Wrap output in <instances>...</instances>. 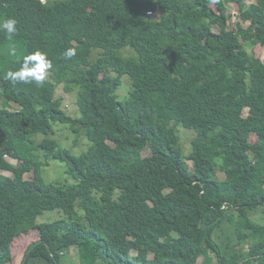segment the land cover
<instances>
[{
	"label": "trees",
	"instance_id": "16d2710c",
	"mask_svg": "<svg viewBox=\"0 0 264 264\" xmlns=\"http://www.w3.org/2000/svg\"><path fill=\"white\" fill-rule=\"evenodd\" d=\"M8 18L17 32L0 31V123L11 137V147L0 138V171L11 172L0 173V264L34 228L18 264H73L74 253L78 264H264V220L252 214L264 209V61L242 44L264 45V0H0ZM36 51L52 62L43 83L5 79ZM59 85L76 90V118ZM59 123L82 129L85 151L59 145ZM178 125L194 134L188 154ZM12 150L29 175L6 160ZM39 150L72 180L45 181ZM45 211L59 217L39 221Z\"/></svg>",
	"mask_w": 264,
	"mask_h": 264
},
{
	"label": "rangeland",
	"instance_id": "374dc122",
	"mask_svg": "<svg viewBox=\"0 0 264 264\" xmlns=\"http://www.w3.org/2000/svg\"><path fill=\"white\" fill-rule=\"evenodd\" d=\"M248 1H254V0H248ZM227 9L230 13L231 20L234 24L238 22V18L236 17V12L233 9L231 5L227 6ZM245 26H248V23L244 24ZM243 46L249 51L250 54H253L257 57H260L264 61V45L254 43L251 40L243 41ZM127 52V50H126ZM99 52L97 50H94V52L91 55V59H94L95 56H97ZM88 72H93L92 67H87ZM131 81L130 78L127 75H123L121 77V85L117 89V95L119 99L124 98V96L127 94V91L130 87ZM76 90H73L72 92H65L63 90L62 85H59L56 89V97H60L62 108L65 109L66 113L72 117L76 118L80 115L78 111V107L76 105ZM10 102L8 104V109L13 110L17 106ZM244 115H247V109H244ZM178 135L180 139V144L183 149L184 154H188L191 150V139L193 137V132L191 130H188L184 128L182 125L177 126ZM51 136L57 140L59 145L68 148L72 153L74 154H80L88 146V139L86 138L85 134L82 132V129H78L74 131L70 125L67 124H55L54 126V132L51 134ZM0 138L4 140V142L11 147V137H10V128L2 123H0ZM254 135L249 136V140L253 142L255 140ZM40 138L36 137V140L38 141ZM13 156L6 155V160L11 163L12 166L19 170L24 171V165L20 159V156L14 151ZM38 156L41 158V160L44 162L43 167V177L45 181L47 182H57V181H66L70 178V176L65 172V164L63 162H60L52 157L51 154H48L47 152H44L43 150H39L37 152ZM10 174L11 172L8 170H2L0 173ZM25 175H29L27 172H25ZM70 180H72L70 178ZM256 215V216H255ZM253 215L255 220H259V218H264V210H258L256 214ZM59 215L56 211H45L43 212L39 217V221H52L56 218H58ZM39 234V231L34 228L27 232H23L16 236L11 244L12 250L15 252V256L10 260L9 262H4V264H18L19 260L21 258V255L23 253V249L27 245L28 242H30L33 238H35ZM203 259L202 257L198 259V264H202ZM73 264H78L77 254L74 253V261ZM208 264H216V258H213Z\"/></svg>",
	"mask_w": 264,
	"mask_h": 264
},
{
	"label": "clouds",
	"instance_id": "9594fccd",
	"mask_svg": "<svg viewBox=\"0 0 264 264\" xmlns=\"http://www.w3.org/2000/svg\"><path fill=\"white\" fill-rule=\"evenodd\" d=\"M17 20L8 18L0 22V31L13 36L17 32ZM16 49L10 48V54L15 55ZM66 57L71 58L75 55L73 49H68L65 53ZM52 68V62L47 59L46 54L36 51L33 54L26 56L21 64L19 70L15 72H8L5 79L11 81L13 84L17 82L22 83H43L47 78L48 71Z\"/></svg>",
	"mask_w": 264,
	"mask_h": 264
},
{
	"label": "crops",
	"instance_id": "0c3cea01",
	"mask_svg": "<svg viewBox=\"0 0 264 264\" xmlns=\"http://www.w3.org/2000/svg\"><path fill=\"white\" fill-rule=\"evenodd\" d=\"M259 209L262 210V211L264 210V209H262V207H259V208L255 209V210L253 211L252 214L255 215L256 212H257ZM255 216H256V215H255ZM255 216H254V217H255ZM259 220L262 221V218H259ZM263 220H264V218H263Z\"/></svg>",
	"mask_w": 264,
	"mask_h": 264
}]
</instances>
